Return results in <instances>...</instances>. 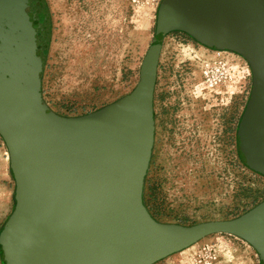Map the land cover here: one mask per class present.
I'll use <instances>...</instances> for the list:
<instances>
[{"label":"water","instance_id":"1","mask_svg":"<svg viewBox=\"0 0 264 264\" xmlns=\"http://www.w3.org/2000/svg\"><path fill=\"white\" fill-rule=\"evenodd\" d=\"M161 12L249 63L244 151L264 169V0H163ZM51 25L47 0H0V135L16 183L1 236L15 264H154L214 233L243 237L264 260V201L193 225L159 221L145 205L165 30L157 28L131 92L70 116L43 97Z\"/></svg>","mask_w":264,"mask_h":264},{"label":"rangeland","instance_id":"2","mask_svg":"<svg viewBox=\"0 0 264 264\" xmlns=\"http://www.w3.org/2000/svg\"><path fill=\"white\" fill-rule=\"evenodd\" d=\"M162 1L47 0L52 36L42 91L48 105L78 116L131 92ZM183 37L168 33L162 45L166 84L159 79L155 88V143L144 202L167 223L234 219L264 201V173L240 156L235 134L240 105L245 109L250 101L252 70L238 53ZM15 188L0 135V264H11L1 233L16 204ZM154 264L264 261L243 237L214 233Z\"/></svg>","mask_w":264,"mask_h":264},{"label":"flooded vegetation","instance_id":"3","mask_svg":"<svg viewBox=\"0 0 264 264\" xmlns=\"http://www.w3.org/2000/svg\"><path fill=\"white\" fill-rule=\"evenodd\" d=\"M171 23H173V24L171 25ZM158 27L161 28V30H165L164 38L168 35V33L177 32L178 34H180V36L183 35L184 36L183 39L187 40L188 42L191 41L192 43H195V41H196V43H202L204 45L214 46V45H211V43L197 37L195 35V33L192 30H190L189 28H187L185 25L175 24V22H172L171 16L165 12L159 13L157 28ZM189 44L190 43H188L187 45H189ZM162 48H161V53H160V57H159V63L161 61ZM164 69H167V67L165 65L158 64L157 84H158L159 79L161 80L159 82L160 85L166 84V82H164L165 75H166V71H164ZM161 89L164 90V87H162ZM164 93H165V91H162V96L164 95ZM247 107L248 106H246V108L244 109V107L242 105H240L239 113H238V115L236 117V121H235V126H236L235 127V134H236V144H237L238 153L240 154V156L242 158H246L248 160V157L245 155V151H244V147H245L244 145L246 142L245 114L247 112ZM255 170L264 173V169L258 168L256 166H255ZM8 260L10 261L11 264H15L14 260L11 258L10 255H9Z\"/></svg>","mask_w":264,"mask_h":264},{"label":"trees","instance_id":"4","mask_svg":"<svg viewBox=\"0 0 264 264\" xmlns=\"http://www.w3.org/2000/svg\"><path fill=\"white\" fill-rule=\"evenodd\" d=\"M263 260V259H262ZM264 261V260H263Z\"/></svg>","mask_w":264,"mask_h":264}]
</instances>
